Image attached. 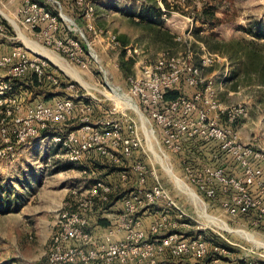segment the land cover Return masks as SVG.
Listing matches in <instances>:
<instances>
[{"label":"rangeland","instance_id":"rangeland-1","mask_svg":"<svg viewBox=\"0 0 264 264\" xmlns=\"http://www.w3.org/2000/svg\"><path fill=\"white\" fill-rule=\"evenodd\" d=\"M60 1L67 17L83 29L85 25V41L81 39L85 43V52L80 55L82 63L68 56L56 43L39 39L36 32L22 25L21 28L15 25L17 32L8 25V35L15 39H0V55L9 53L13 47H21L29 57L38 55L45 59L63 83L73 85L66 92L74 97L78 107L75 118L68 122V127L63 126L61 133L69 132L71 127L80 128L83 124L82 115H90L95 122L105 117L122 118V113L127 112L136 120L141 135L143 133L144 148L147 149L148 145L151 152L147 155L144 151H137L132 157L124 158L126 166L122 169L130 175L125 185L121 183V176L118 178L119 170L112 160L93 159L97 163L93 169L103 165L107 172L100 171L98 174L92 170L90 175L83 174L79 166L70 164L65 150L48 139H33L17 147L9 157L0 158V264H45L56 230L55 216L71 195V192H66L70 191L67 188L102 178L109 184H118L120 193H129L139 179L138 172L133 170L137 163L146 167V187L153 186L155 173L174 203L169 205L168 201L160 200L156 207L161 210L170 209L173 217L179 207L187 215L189 225L182 228L185 237L196 235L202 230L209 239L218 241V232H221L232 242L228 247L230 254L221 257L215 264H238L245 260L264 262V247L256 245L247 237L250 235L255 241L264 243V231L248 221L232 219L219 203L207 200L194 186L188 185L181 178V156L165 151L158 143V127L138 101L128 94V77L121 68V64L130 67L128 75H132L160 59L164 52L180 57L183 63L197 65L204 48L217 53L219 57H216L214 63L203 69L204 77L213 81L219 99L225 105L245 106L247 116L235 123L242 138L250 142L255 137L264 139V0H86L94 6V28L104 31L98 37L87 28L86 20L84 22L79 17L75 0ZM204 7L211 9L206 15L202 13ZM49 8L58 12L53 6L49 5ZM7 17L11 18L8 14ZM61 25L58 39L80 36L70 31L67 26L69 21L61 18ZM21 34L38 44L44 52L56 56L59 62L70 65L82 82L65 72L47 54L31 49ZM112 35L117 36L118 45L109 40ZM90 51L97 57L94 58ZM83 63L88 67H83ZM221 83L226 90L219 91ZM58 90L63 91L62 88ZM196 90L183 83L180 91L192 96ZM118 92L123 97L117 96ZM17 96L24 109L43 97L23 88L17 89ZM85 103L91 105L90 111L82 110ZM3 108L5 105L0 101V114ZM12 124L11 121L9 126L12 127ZM126 128L128 123L124 124V132ZM152 130L158 141H152ZM208 154L209 151L204 150L201 154L194 155L185 151L182 155L198 156L205 160ZM73 166L75 170L72 171ZM166 166L198 197L200 204L168 174ZM203 210L213 218H206L202 214ZM206 263L204 261L202 264Z\"/></svg>","mask_w":264,"mask_h":264},{"label":"built area","instance_id":"built-area-1","mask_svg":"<svg viewBox=\"0 0 264 264\" xmlns=\"http://www.w3.org/2000/svg\"><path fill=\"white\" fill-rule=\"evenodd\" d=\"M45 1L42 4L37 0H24L17 14L12 15L6 9V0H0V39L14 40L8 35V25L16 32L15 25L20 28L22 25L36 32L39 39L56 43L68 56L82 63L85 43L81 39L85 41V25L83 29L66 16L60 0ZM75 4L79 17L84 22L86 20L87 28L94 31L97 37L102 36L103 29L97 30L92 23L94 6L86 0H75ZM49 5L58 12H53ZM60 17L69 21L67 26L70 31L80 36L58 39L62 30ZM109 40L114 45L119 43L116 35ZM90 53L97 57L92 51ZM167 54L162 53L160 59L128 76V94L138 101L158 127L160 141L154 130L152 141L157 139L165 151L181 156V178L188 185L194 186L207 200L219 203L232 219L240 218L264 231V139L255 137L250 142L242 138L235 123L247 116L245 106L225 105L219 99L213 81L204 77L203 69L211 66L219 54L204 48L198 65L183 63L180 57ZM83 67L88 66L83 63ZM5 70L6 74L3 73ZM31 71L40 78L47 75L60 87L59 75L40 56L29 57L21 47H13L9 53L0 55V101L5 105L0 114V158L9 157L17 147L33 139L54 142L65 150L72 164L79 163L84 155L92 151L116 164H124V158L132 157L137 151H144L147 155L151 152L148 145L147 149L144 148L143 133L141 135L136 120L127 112L122 113V118L105 117L95 122L90 115H82L80 128L61 133L63 126L68 127V122L75 118L78 107L74 97L66 92L73 88L72 84L66 86V95L56 97L53 103L40 99L24 109L14 80L25 77ZM183 83L198 91L192 96L181 93L176 99L166 98L170 90L180 91ZM220 90H226L223 83ZM81 97L84 98V95ZM11 107H14L13 110ZM82 110L90 111L91 105L85 103ZM11 121L12 127L9 126ZM148 122L151 123L149 119ZM125 123H128L126 132L123 131ZM204 150L209 151L205 160L182 155L185 151L196 155ZM133 170L138 172L139 179L125 197V210L119 224L120 229L128 230L125 239L113 241L110 232L106 235L107 241L99 244L91 232V217L98 202L109 203L114 196L121 194L118 184L97 179L86 189L71 188L68 201L55 216L56 230L45 264H177L179 261L215 264L221 257L230 254L228 247L232 242L221 232L216 231L220 234L218 241L209 239L202 230L185 237L182 228L189 222L179 207L174 217L170 209L161 210L160 217L151 225L150 234L142 229L139 212L155 207L160 200L168 201L169 205L174 203L155 173L153 186L147 188L145 165L137 163ZM122 180H130L127 171L122 172ZM238 264L264 262L245 260Z\"/></svg>","mask_w":264,"mask_h":264},{"label":"crops","instance_id":"crops-1","mask_svg":"<svg viewBox=\"0 0 264 264\" xmlns=\"http://www.w3.org/2000/svg\"><path fill=\"white\" fill-rule=\"evenodd\" d=\"M23 2H24V0H6V9L9 11L10 14L16 15L19 8L22 6ZM4 14H6V13H4ZM55 91H57V90H55ZM55 98L56 97H53V98H50V99L45 100V101H47V103L51 104V103H53ZM72 129H73V127H71V130ZM100 158L102 159V158H107V157L99 154L97 151H92V152L84 155V157L80 160L79 163H77V164L70 163V164L74 165V166L75 165L79 166L80 171L83 174H85L84 171H87L88 175H90V172L92 170L94 172L100 174L99 173L100 171L101 172H107V168H104L105 166H103V165H98V167L99 166H101V167L93 169L94 165L97 163H94V161H92L93 159H100ZM74 166L71 169L72 171L75 170ZM116 166H117L116 168H118V170H119L117 172V175L119 176L118 178H120V176L122 178L121 172L126 171V170H123L122 168H125L126 165L116 164ZM110 176H111V174H110ZM97 179H102V178H94V181H96ZM104 181L107 182V180H104ZM93 182H90L88 184V183H85V181H84L83 183H77L76 185L78 187L85 189V187H89L90 184H92ZM121 183H122V185H125L126 183H128V181L122 180ZM71 188H67V190H71ZM130 189H132V188H130ZM125 190H128V189H125ZM66 192H70V191H66ZM65 194H69V193H65ZM127 194H128V192L124 193V194L121 193L120 195L114 196L113 199L111 200V202L106 203V204H104L102 202H98L96 214L91 217L90 229H91V232L94 234V236L97 238V241L99 244L107 241L106 235L109 234L110 232L112 233V240L113 241L124 240L125 237L127 236L128 230L120 229V227H119L120 216L125 210V197L127 196ZM160 215H161V209L157 208L156 206L145 208L141 212H139L138 216H139L141 223H142V226H141L142 229H144L148 234H150L151 225L153 224V222L156 219H158L160 217ZM105 222H108V224H105ZM177 264H190V263L188 261H179Z\"/></svg>","mask_w":264,"mask_h":264},{"label":"trees","instance_id":"trees-1","mask_svg":"<svg viewBox=\"0 0 264 264\" xmlns=\"http://www.w3.org/2000/svg\"><path fill=\"white\" fill-rule=\"evenodd\" d=\"M37 1H40L42 4L46 3L45 0H37ZM210 10H211L210 8L204 7L202 9L203 15L204 14L206 15L207 13H209ZM208 37H209V35H208ZM213 50H215V49L213 48ZM121 68L123 69V73L125 76H127V77L130 76V75H128V73L130 71V67H127V66L121 64ZM49 73H50V70L47 71V74H49ZM60 82L61 83H60V87H59L57 84H54L52 81H50L47 78V75H44L42 78H40L33 71L29 72L23 78H19V79L14 80L16 89L23 88L27 92H32L33 94H36L39 96L42 95L43 97L41 99H43V100H48V99L53 98V97H59V96L65 95V88H66L67 84L63 83V81L61 79H60ZM57 88H62L63 91H59V90H57ZM55 90H57V91H55ZM180 95H181V91L170 90L166 94V98L167 99H176ZM85 102H87V101L85 100ZM51 134H53V133H51ZM5 192L6 191H4V193ZM4 193L2 195H5ZM105 224H108V222H105Z\"/></svg>","mask_w":264,"mask_h":264},{"label":"bare ground","instance_id":"bare-ground-1","mask_svg":"<svg viewBox=\"0 0 264 264\" xmlns=\"http://www.w3.org/2000/svg\"><path fill=\"white\" fill-rule=\"evenodd\" d=\"M21 37L24 39V41H25V43L31 48V49H33L35 52H39V53H45V54H47V56L50 58V59H52L55 63H57L65 72H67L68 74H70V75H72V76H74L75 78H77L78 80H80L81 82H82V79L80 78V76L78 75V73L76 72V70L75 69H73L70 65H68V64H65V63H61V62H59V60L56 58V56H54V55H51V54H48L46 51L44 52V49L43 48H41L38 44H36L34 41H32L31 39H29V38H27L24 34H21ZM117 96L119 95V96H122L123 97V94H121V93H117L116 94ZM125 97V96H124ZM166 171L168 172V174L171 176V177H173L175 180H176V182H177V184L180 186V187H182V188H184V189H186L187 191H189L190 192V194L194 197V200H195V202L197 203V204H200V202H199V200H198V197L188 188V187H186L184 184H183V182H181L180 181V179H178L177 177H175L174 176V174L172 173V171L170 170V168L168 167V166H166ZM192 197V198H193ZM202 214L206 217V218H213L212 216H209V215H207L206 213H205V211L203 210V212H202ZM216 221V220H215ZM217 222V221H216ZM218 224H219V226L222 228H224V226L220 223V222H217ZM247 237L250 239V240H253V242H255V244L256 245H258V246H262V247H264V243H261V242H257V241H255L254 239H253V237L252 236H250V235H247Z\"/></svg>","mask_w":264,"mask_h":264}]
</instances>
